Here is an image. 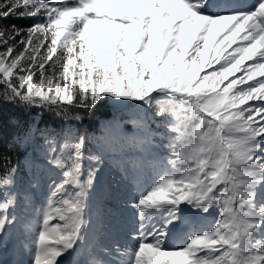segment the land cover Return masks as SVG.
Listing matches in <instances>:
<instances>
[{"label": "snow or ice", "instance_id": "obj_1", "mask_svg": "<svg viewBox=\"0 0 264 264\" xmlns=\"http://www.w3.org/2000/svg\"><path fill=\"white\" fill-rule=\"evenodd\" d=\"M0 264H264V0H0Z\"/></svg>", "mask_w": 264, "mask_h": 264}, {"label": "trees", "instance_id": "obj_2", "mask_svg": "<svg viewBox=\"0 0 264 264\" xmlns=\"http://www.w3.org/2000/svg\"><path fill=\"white\" fill-rule=\"evenodd\" d=\"M33 21L31 19H13L12 21H10V23H15L18 26L21 27H27L28 25H30ZM211 69H206L205 71H210ZM204 73H202L203 75ZM239 75V73L237 74ZM122 118L124 120H130L131 119V114L130 113H124L122 114ZM126 127L131 130V124L126 125ZM116 175V172L113 169H105L101 175L100 178L103 181V184L100 185V190H99V195H103L104 192V188L111 184L112 181V177ZM8 259V258H7Z\"/></svg>", "mask_w": 264, "mask_h": 264}]
</instances>
